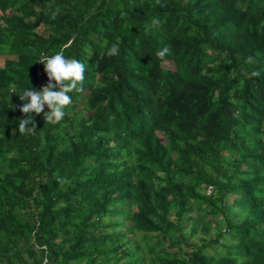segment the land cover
<instances>
[{
  "label": "trees",
  "instance_id": "trees-1",
  "mask_svg": "<svg viewBox=\"0 0 264 264\" xmlns=\"http://www.w3.org/2000/svg\"><path fill=\"white\" fill-rule=\"evenodd\" d=\"M57 51L83 85L21 134ZM0 54V264H264V0H0Z\"/></svg>",
  "mask_w": 264,
  "mask_h": 264
},
{
  "label": "clouds",
  "instance_id": "clouds-1",
  "mask_svg": "<svg viewBox=\"0 0 264 264\" xmlns=\"http://www.w3.org/2000/svg\"><path fill=\"white\" fill-rule=\"evenodd\" d=\"M167 52L169 49L165 47L157 55L163 58ZM118 53L119 48L115 44L107 50L108 55L114 56ZM90 55L91 51H89ZM37 61L42 63L48 82L39 90L25 88L18 96L23 102L19 106V111L24 114V118L19 119L18 130L25 135L34 132L36 128L32 113H43L44 120L49 123L61 121L65 116L64 109L72 102L69 93L80 90L84 81L85 64L78 59L65 57L63 51H57L52 55H42ZM12 91L15 93V88ZM45 105L47 111H44ZM30 123L31 127L28 126Z\"/></svg>",
  "mask_w": 264,
  "mask_h": 264
},
{
  "label": "rangeland",
  "instance_id": "rangeland-1",
  "mask_svg": "<svg viewBox=\"0 0 264 264\" xmlns=\"http://www.w3.org/2000/svg\"><path fill=\"white\" fill-rule=\"evenodd\" d=\"M4 57H6L5 55H3V54H0V65H1V63H2V60H3V58ZM10 57H12V56H10ZM163 64L165 65V67H168V68H173V64H172V62L170 61V60H166V59H164V61H163ZM205 192H208L207 191V188L205 189ZM190 214L193 216L195 213H194V211H191L190 212ZM216 218H218V216H216ZM208 219V218H207ZM118 220H122V221H124V224H126V225H129L130 223V221H128V219H122V217H120V218H118ZM210 225L212 226L213 225V221H211L210 220ZM121 230H124L125 229V227L124 226H121V227H119ZM186 233H188L189 232V227L187 226L186 228H185V230H184ZM199 236V234H195V239L197 238ZM133 238L134 239H137V240H139V241H141V238H142V235L141 234H138V233H134V236H133ZM226 238L225 237H223V239H222V241L223 242H226ZM75 264H83L82 262H78V263H75Z\"/></svg>",
  "mask_w": 264,
  "mask_h": 264
},
{
  "label": "built area",
  "instance_id": "built-area-1",
  "mask_svg": "<svg viewBox=\"0 0 264 264\" xmlns=\"http://www.w3.org/2000/svg\"><path fill=\"white\" fill-rule=\"evenodd\" d=\"M36 77H37L38 80L41 79V77H42L39 68L36 70ZM207 191H208V192L210 191V187H209V186L207 187ZM208 192H206V193H208Z\"/></svg>",
  "mask_w": 264,
  "mask_h": 264
}]
</instances>
